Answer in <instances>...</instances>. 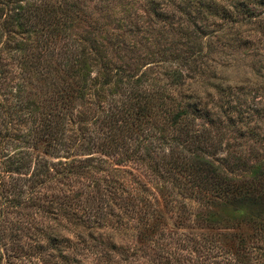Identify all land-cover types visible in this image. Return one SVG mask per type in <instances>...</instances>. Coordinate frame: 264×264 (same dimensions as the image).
Instances as JSON below:
<instances>
[{"label": "rangeland", "instance_id": "1", "mask_svg": "<svg viewBox=\"0 0 264 264\" xmlns=\"http://www.w3.org/2000/svg\"><path fill=\"white\" fill-rule=\"evenodd\" d=\"M200 1L0 0V264H264L157 156L264 169V0Z\"/></svg>", "mask_w": 264, "mask_h": 264}, {"label": "trees", "instance_id": "2", "mask_svg": "<svg viewBox=\"0 0 264 264\" xmlns=\"http://www.w3.org/2000/svg\"><path fill=\"white\" fill-rule=\"evenodd\" d=\"M167 1L169 3L189 2L191 4H202L199 7L201 10H204L206 7V2L201 3L200 0ZM210 4L211 3L208 2L207 9H209L208 7ZM212 4H214V2H212ZM232 8L237 9L238 7L236 5V8ZM3 9L5 10L4 6ZM24 11L25 8H21L18 17H20V14H22ZM20 23L23 25L21 20ZM189 33L190 32L186 30L184 35L188 36L190 39L196 37L193 34V36L189 35ZM197 40L200 42L201 38H197ZM197 53L198 57H203V52L201 49L197 51ZM75 58L78 68L74 70V66L71 67L73 69V71L70 73L71 76L67 80L65 79V81H67V88H70L72 93L77 92L78 94H82L86 89L84 85L88 80V73H90V71H85L84 66L86 61L84 60L83 54L80 56L77 55ZM104 80L105 82L99 83L101 88H104L108 85L110 76ZM227 108H229V106ZM168 111L175 112L173 111L172 107H169ZM175 116L176 115L174 114L173 117ZM186 118L187 113L185 111H179L175 119H173L172 124L186 120ZM186 122L191 124L190 121ZM181 129L182 126H179V132ZM148 151L151 155H154V153L157 152L153 148H150ZM157 156H160L159 160L164 162L165 166L167 165L169 167L167 169L169 173L175 172L173 177L176 175L178 176L177 179H180L179 175H181V177H186L185 182H182L180 179V183H183V185L179 186L180 189H184L186 192L191 191L198 193L204 198L207 197V199L213 200L212 202L214 203V207L221 209V217L217 213L208 214L205 222L209 227L220 225L224 226L223 224L229 223H232L230 225L233 226L245 224L252 230L258 231L260 234H264V169L262 165L253 167L252 177L250 179H244L243 181L236 182L235 180L222 175L215 166L200 156H196L190 160L178 158V156H175L174 154L165 155L163 158L161 157V154H157ZM157 164L160 165L159 162Z\"/></svg>", "mask_w": 264, "mask_h": 264}]
</instances>
